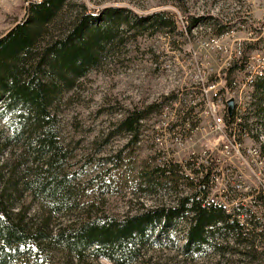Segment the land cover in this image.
Returning a JSON list of instances; mask_svg holds the SVG:
<instances>
[{"label":"rangeland","instance_id":"374dc122","mask_svg":"<svg viewBox=\"0 0 264 264\" xmlns=\"http://www.w3.org/2000/svg\"><path fill=\"white\" fill-rule=\"evenodd\" d=\"M71 2L83 4L89 12L110 6L126 8L139 15L166 11L173 16L181 33L167 35L163 32L135 41L125 36L124 41L121 40L106 52L104 60L94 71L77 82L73 89L64 90L58 95L52 116L53 132L64 154L58 175L65 176L70 184L65 209L53 211L51 202L44 194L33 193L38 182L47 179L45 173L35 172L45 166V159L38 160L32 153L34 144L27 148L23 140L8 141L10 122L0 121V167L7 196L11 198V209L20 214L29 228L46 224L47 229L52 232L101 215L123 219L156 206H174L177 195L182 193L178 190L181 188L176 191L160 185L154 188L156 182H153V186L150 184L153 177L149 173L157 165L153 137L157 111H152L140 122L139 136L135 142H131L132 138L127 133L117 129L118 124L134 110H143L171 95L170 99L173 98L180 86L184 85L180 83L179 73L174 72V69L163 68L164 65H174L168 50L202 47L203 43L213 37L207 17L216 18L223 24L231 23L227 31H233L234 35L222 38L221 41L227 52L232 54L235 48H239L238 44L242 46L238 43L239 40L250 38L249 32L253 36L256 34L253 27L249 30L251 24L264 35V0ZM26 6V0H0V37L23 19ZM191 18L199 21L188 31L185 23ZM240 24L244 27H239ZM209 53L215 58L212 52ZM222 62L213 63V67L219 68ZM259 71L261 70L256 73ZM190 81L197 83L195 79ZM256 98L255 89H246L243 97V105L246 106H242L246 114L243 120L244 128L251 129L253 133V136L249 135L246 139L253 148H257L258 144L262 153L264 143L260 136H264V128L256 126L254 116L249 117ZM202 134L195 135L191 145L189 144L191 148L197 150L202 145L212 147L221 140L216 134ZM255 139L257 143L254 142ZM250 159L256 162L255 157ZM158 164L161 166V163ZM252 166L260 168L255 164ZM256 174L259 178L256 185L263 183L264 187V176H259L258 171ZM241 203L247 208L252 201ZM251 209L258 213L264 225V209ZM186 227L187 221L183 219L175 227L168 229L166 235L155 234L150 237L141 248L139 256L130 264H264L263 237L255 240V252L250 253L244 250L241 245L243 243L226 245L220 238L216 243L213 241L210 244L218 245L216 250L204 247L198 251L186 252L182 249ZM44 249L42 247L37 257L25 251L22 256L10 260V264H112L105 258L96 260L90 253L79 262L69 259L70 255L65 254L62 248H55L50 253Z\"/></svg>","mask_w":264,"mask_h":264},{"label":"trees","instance_id":"16d2710c","mask_svg":"<svg viewBox=\"0 0 264 264\" xmlns=\"http://www.w3.org/2000/svg\"><path fill=\"white\" fill-rule=\"evenodd\" d=\"M26 1L23 19L0 37V121L10 122L8 141L23 140L27 148L34 144L32 153L38 160L45 159V166L35 172L45 173L47 179L38 182L33 193L44 194L53 211L58 212L65 209L66 197L70 194L69 181L58 175L64 161L53 132L52 109L58 95L73 89L77 82L94 71L106 52L124 41L125 36L135 41L147 35L163 32L172 35L181 30L166 11L139 15L126 8L110 6L89 12L83 4H72V0ZM206 19L213 37L221 36L231 26L216 18ZM198 21L191 18L185 23L186 29L189 31ZM256 47V44H247L245 49ZM252 86L257 98L249 117L254 116L256 126L264 128V74ZM171 96L143 110L128 113L117 129L135 142L140 122L152 111L158 114ZM245 114L242 108V117ZM250 130L244 128L248 137L253 136ZM260 138L264 143V136ZM254 142L257 143L256 139ZM256 146L261 153V147ZM262 153L264 157V144ZM155 159L157 162V156ZM1 170L0 167V264H10V260L22 256L25 251L37 257L42 247L48 253L62 248L70 255L69 259L79 262L90 253L96 260L105 258L112 264H130L150 237L166 235L168 229L183 219L187 221L182 246L186 252L204 247L216 250L218 245L210 244L220 238L226 245L243 243L244 250L250 253L255 252V240L264 239L263 222L251 209H264V196L252 200L250 207L240 203L228 210L223 203L208 200L205 189L185 176L177 164L161 163L160 166L157 163L149 173L153 177L149 178L150 184L153 186L156 182L154 188L157 185L176 191L181 188L178 190L182 193L178 192L180 195L174 206H156L123 219L106 215L87 218L55 232L49 231L46 224L31 229L20 214L13 212ZM211 175L207 168L203 180L206 182Z\"/></svg>","mask_w":264,"mask_h":264},{"label":"built area","instance_id":"2783aa9c","mask_svg":"<svg viewBox=\"0 0 264 264\" xmlns=\"http://www.w3.org/2000/svg\"><path fill=\"white\" fill-rule=\"evenodd\" d=\"M251 27L256 34L249 32L250 38L239 40L242 46L238 44L233 54L222 44V38L234 35L233 31L210 38L199 49L168 50L174 65L163 68L179 73L184 85L166 101L153 124L157 163L179 165L185 176L205 189L208 200L221 202L228 210L264 196L263 183L256 185L259 181L256 171L264 176V158L246 139L242 117L249 76L264 69V35L254 24L249 30ZM247 44L257 47L246 50ZM221 61L219 68L213 67V63ZM192 79L197 83H192ZM229 100L233 101L230 116ZM197 134H216L221 140L212 147L202 145L196 150L189 144ZM250 157H255L256 162ZM207 168L212 175L205 182L203 175Z\"/></svg>","mask_w":264,"mask_h":264},{"label":"bare ground","instance_id":"6f19581e","mask_svg":"<svg viewBox=\"0 0 264 264\" xmlns=\"http://www.w3.org/2000/svg\"><path fill=\"white\" fill-rule=\"evenodd\" d=\"M263 74H264V69L261 70V71H259V73H255V74L250 75V76H249V83H248L246 89L252 88V87H253L252 84L255 82V80H257V79L263 77ZM232 102H233V101H232ZM230 115H231V114H230ZM230 115H228V116H230ZM245 137H248V134H247V133H245ZM261 139H262V138H261ZM253 149L258 150V148H256V147H254ZM163 165H164V164H163Z\"/></svg>","mask_w":264,"mask_h":264},{"label":"water","instance_id":"95a60500","mask_svg":"<svg viewBox=\"0 0 264 264\" xmlns=\"http://www.w3.org/2000/svg\"><path fill=\"white\" fill-rule=\"evenodd\" d=\"M227 107H228V115H230L233 109V102L231 100L227 102Z\"/></svg>","mask_w":264,"mask_h":264}]
</instances>
